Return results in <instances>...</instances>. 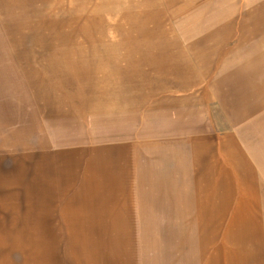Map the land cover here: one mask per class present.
<instances>
[{"label":"rangeland","instance_id":"rangeland-1","mask_svg":"<svg viewBox=\"0 0 264 264\" xmlns=\"http://www.w3.org/2000/svg\"><path fill=\"white\" fill-rule=\"evenodd\" d=\"M262 179L264 0H0V264H264Z\"/></svg>","mask_w":264,"mask_h":264},{"label":"crops","instance_id":"crops-1","mask_svg":"<svg viewBox=\"0 0 264 264\" xmlns=\"http://www.w3.org/2000/svg\"><path fill=\"white\" fill-rule=\"evenodd\" d=\"M207 2L209 1V0H206ZM257 171H259L258 169H257ZM254 170H253V172H252V176L255 178V174H254ZM262 181H264V179H262ZM260 182V181H259ZM247 185L248 186H250V184H249V182L247 183ZM251 188H253V191H255V189H257L258 188V183H257V185L255 184V185H252L249 189H251ZM256 192H257V190H256ZM185 194H187V192H186V190H185Z\"/></svg>","mask_w":264,"mask_h":264},{"label":"bare ground","instance_id":"bare-ground-1","mask_svg":"<svg viewBox=\"0 0 264 264\" xmlns=\"http://www.w3.org/2000/svg\"><path fill=\"white\" fill-rule=\"evenodd\" d=\"M42 246H46V245H42ZM43 249L45 248V247H42Z\"/></svg>","mask_w":264,"mask_h":264}]
</instances>
